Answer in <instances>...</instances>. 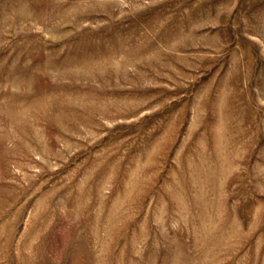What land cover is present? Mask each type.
<instances>
[{"label": "rangeland", "instance_id": "1", "mask_svg": "<svg viewBox=\"0 0 264 264\" xmlns=\"http://www.w3.org/2000/svg\"><path fill=\"white\" fill-rule=\"evenodd\" d=\"M0 264H264V0H0Z\"/></svg>", "mask_w": 264, "mask_h": 264}]
</instances>
